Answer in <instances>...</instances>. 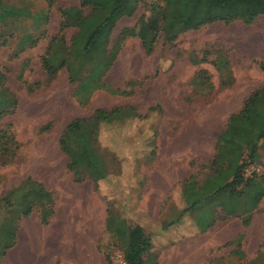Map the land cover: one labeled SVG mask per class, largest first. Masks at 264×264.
<instances>
[{"label": "rangeland", "instance_id": "374dc122", "mask_svg": "<svg viewBox=\"0 0 264 264\" xmlns=\"http://www.w3.org/2000/svg\"><path fill=\"white\" fill-rule=\"evenodd\" d=\"M25 1L34 8L43 6V0ZM77 3L56 0L45 27L47 37L57 30L56 9ZM174 6L175 11L181 5ZM179 11L193 21L199 16L190 8ZM217 12L224 15L225 9ZM141 16L146 14L140 6L129 16H118L108 37L110 42L121 29L129 33L104 77L112 88L133 82L129 96L99 90L86 106H80L71 96L64 70L48 86L28 93L26 85L43 79L38 58L47 38L16 59L8 57L6 47L0 50V69L17 100L7 121L20 146L15 161L0 167V198L10 201L0 221L17 215L10 221L16 226L13 247L23 251L27 264H106L108 228L119 232L120 249L110 254L111 264H122L125 223L139 225L150 236L155 264H264V198L252 213L251 236L238 226L233 229L231 223L237 222L231 219L198 233L187 214L178 215L184 207L179 181L190 175L200 179L201 167L212 156L214 139L227 116L239 110L252 89L264 84V68L256 64L264 56V17L250 25H204L180 34L171 46L158 39L145 56L135 35L146 31L138 22ZM72 33L73 29L67 30L65 38ZM209 43H220L231 63L233 84L221 91H216V74L209 65L193 66L188 60ZM22 61L27 64L18 79ZM198 69L211 76L212 100L189 85ZM116 106L132 107L144 118L98 125V144L114 157L115 173L97 182V190L92 191L88 181L72 182L65 167L67 153H73L71 141L65 139L62 151L58 140L70 120ZM154 106L159 109L148 112ZM44 125L48 130L39 133ZM26 210L30 214L21 217L19 213ZM240 235L246 238L236 246Z\"/></svg>", "mask_w": 264, "mask_h": 264}, {"label": "trees", "instance_id": "16d2710c", "mask_svg": "<svg viewBox=\"0 0 264 264\" xmlns=\"http://www.w3.org/2000/svg\"><path fill=\"white\" fill-rule=\"evenodd\" d=\"M55 2L43 0L42 7L34 8L25 0H0V50L6 47L8 57L16 59L47 38L38 58L43 79L26 85V91L31 93L48 86L58 71L64 70L72 86L71 96L80 106H86L90 96L99 90L117 96L131 95L133 82L123 83L122 88H112L105 83L104 77L112 68L122 42L129 36L126 29H121L109 42L111 23L118 16L131 15L138 6L146 14L138 20L146 31L145 34L138 31L135 35L145 56L152 53L158 39L162 45L171 46L180 34L204 25L221 23L228 26L234 22L250 25L264 17V0H200L198 4H194L197 0H78L77 6L56 9L57 30L47 37L45 27ZM176 3L181 6L174 11ZM181 8H190L199 16L193 21L179 11ZM219 8L225 9L224 15L218 14ZM70 29L73 33L66 39V31ZM188 60L193 66L207 64L214 70L216 91L233 84L231 63L220 43L206 44L199 54L191 55ZM26 64V61L21 62L18 79H21ZM256 64L263 69L264 56ZM189 85L199 96L213 99L214 87L205 69L196 70ZM16 107V95L8 88L0 69V167L12 164L20 148L7 121ZM158 109L157 106L150 107L148 112ZM135 118L144 117L132 107L116 106L94 109L89 116L74 118L64 126L58 143L62 150L65 139L71 141L73 153H67L65 167L73 183L88 181L92 191H96L97 182L115 173L111 168L114 157L98 144V125ZM47 130L48 125H44L38 132ZM201 169L200 179L190 175L179 181L184 207L178 215L187 214L198 233H204L216 222L232 218L239 219L242 227H247L252 213L264 198V84L252 89L239 110L227 116L223 129L214 139L213 154ZM9 207V199L0 198V214ZM29 214L30 210L19 213L23 218ZM14 216L17 218L12 214L0 221V259L15 244L16 226L10 222ZM122 231L125 238L122 264H155L150 236L137 224L125 223ZM106 234L109 242L104 260L111 264L110 254L114 249H120L119 232L108 228ZM241 238L240 235L235 239L236 246Z\"/></svg>", "mask_w": 264, "mask_h": 264}, {"label": "crops", "instance_id": "0c3cea01", "mask_svg": "<svg viewBox=\"0 0 264 264\" xmlns=\"http://www.w3.org/2000/svg\"><path fill=\"white\" fill-rule=\"evenodd\" d=\"M253 216V215H252ZM237 222V223H231L232 224V227H233V229H237V226L239 227V228H241V229H243L244 230V234L246 233V234H250V236H251V232H253V228H251V223H252V218H251V220H250V222H249V224H248V226L247 227H245V228H243L242 227V225H241V223H240V221H238V220H236V219H231L230 220V222ZM217 223V222H216ZM215 226V225H214ZM213 226V227H214ZM212 227V228H213ZM229 228V227H228ZM211 228H209V229H207V231L208 230H210ZM243 230H241V231H243ZM206 231V232H207ZM205 233V232H204ZM230 233V230L228 229L225 233H224V235L226 234V235H228ZM225 235V236H226ZM249 236V235H248ZM246 237L244 236V237H242V240L243 239H245ZM12 251L10 252V253H7V254H4V256L0 259V264H27L28 263V259H26V258H24L23 257V251H20V250H18V249H16V248H14V247H12V249H11ZM34 264H36V262L34 263Z\"/></svg>", "mask_w": 264, "mask_h": 264}]
</instances>
